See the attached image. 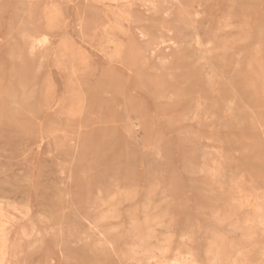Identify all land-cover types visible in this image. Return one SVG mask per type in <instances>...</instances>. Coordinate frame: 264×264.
Wrapping results in <instances>:
<instances>
[{
  "label": "rangeland",
  "instance_id": "374dc122",
  "mask_svg": "<svg viewBox=\"0 0 264 264\" xmlns=\"http://www.w3.org/2000/svg\"><path fill=\"white\" fill-rule=\"evenodd\" d=\"M0 264H264V0H0Z\"/></svg>",
  "mask_w": 264,
  "mask_h": 264
},
{
  "label": "bare ground",
  "instance_id": "6f19581e",
  "mask_svg": "<svg viewBox=\"0 0 264 264\" xmlns=\"http://www.w3.org/2000/svg\"><path fill=\"white\" fill-rule=\"evenodd\" d=\"M147 1H148V0H147ZM149 1H150V0H149ZM67 27H68V26H67ZM66 31H67V30H66ZM68 31H69V30H68ZM62 33H63V32H62ZM62 33H60V34H62ZM139 33H140V32H139ZM141 33H142V32H141ZM60 34H59V35H60ZM52 35H53V34H52ZM140 35H142V34H140ZM60 36H61V35H60ZM56 38H58V37H56ZM57 101H58V99H57ZM58 102H59V101H58ZM52 106L54 107L55 105H52ZM52 106H51V107H52ZM53 107H52V108H53ZM53 109H54V108H53ZM17 213H18V212H17ZM35 239H36V238H35ZM35 241L37 242V240H35ZM35 244H36V243H34V245H35ZM36 245H37V244H36ZM35 247L39 248V246H35ZM40 248H41V247H40ZM40 248H39V249H40ZM240 258H241V257H240Z\"/></svg>",
  "mask_w": 264,
  "mask_h": 264
}]
</instances>
